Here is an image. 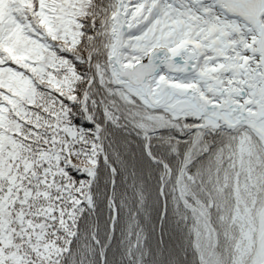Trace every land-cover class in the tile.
Instances as JSON below:
<instances>
[{"label":"snow or ice","instance_id":"obj_1","mask_svg":"<svg viewBox=\"0 0 264 264\" xmlns=\"http://www.w3.org/2000/svg\"><path fill=\"white\" fill-rule=\"evenodd\" d=\"M0 264H264V0H0Z\"/></svg>","mask_w":264,"mask_h":264}]
</instances>
